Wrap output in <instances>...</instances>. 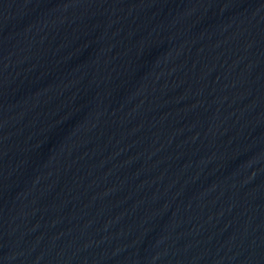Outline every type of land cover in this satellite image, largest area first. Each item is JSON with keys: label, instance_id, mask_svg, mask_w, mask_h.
Instances as JSON below:
<instances>
[{"label": "water", "instance_id": "1", "mask_svg": "<svg viewBox=\"0 0 264 264\" xmlns=\"http://www.w3.org/2000/svg\"><path fill=\"white\" fill-rule=\"evenodd\" d=\"M0 264H264V0H0Z\"/></svg>", "mask_w": 264, "mask_h": 264}]
</instances>
